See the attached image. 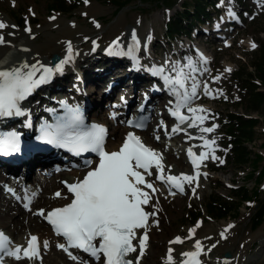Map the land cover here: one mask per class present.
Here are the masks:
<instances>
[{
	"label": "rangeland",
	"instance_id": "1",
	"mask_svg": "<svg viewBox=\"0 0 264 264\" xmlns=\"http://www.w3.org/2000/svg\"><path fill=\"white\" fill-rule=\"evenodd\" d=\"M65 1L67 3L73 1L76 2V0ZM79 1L81 4L76 3V5H79L78 8L66 14H58L53 13L48 9V0H0V20L6 23L8 25L6 29H9L12 34H14L12 44L15 42L18 43L24 38L32 47L41 45L49 40L53 41L58 39L56 40L57 43L61 46L64 45L63 53L57 55L59 61H62L67 56V45L70 42L74 54L73 58L74 56L83 58V55L94 53L95 59L98 58L99 61H102L101 56L103 55V59H106L112 64L114 63V60H111L112 57L106 56L107 54H111H102V50L105 51L106 49H109L111 46L110 43H113L112 40L116 41L118 38L119 40L122 38L125 40L124 46H122L123 48L129 47L132 42V37H129L128 35L135 31L136 38L139 41V49L141 52L145 51V54L147 55V57L144 58V65L141 64L139 69L143 74L145 73L144 70L147 66L146 61H148L145 60L146 58L150 59L152 62L158 61L159 64L163 66H172L173 64L183 65L188 60H191L196 68L202 69L197 55H200L199 53L205 51L204 53L209 58L210 68L212 66V69L210 75L207 74L209 77L206 79L200 78V91H202L203 85L206 83L211 91V96L215 98V102L203 103L195 98L190 104L193 107L206 108L207 111L205 116L207 115L209 119L208 126H216L214 132L217 133L213 135L216 142L213 148L214 152L210 151L209 157L201 168L207 178L201 184L202 187L199 189L192 187L189 191H186L185 189L182 195L176 193H166L165 196L163 195L164 197L180 199V206L178 208L179 211L176 210L173 211L174 213H170V205H167V215H164L165 218L161 223H158L160 217L157 215V210L159 206H162L164 198L160 195L156 200L150 201L149 206L155 211V215L151 217V220H153V222H150L152 229L150 232H147V236L150 239L153 236L152 242L153 238L160 239L162 245L165 246L167 251H169V249L175 244L178 249H182V246L190 244V242L195 239L197 231L201 229H207L208 227L219 228L223 227L224 224H227L226 226L233 225L230 229L231 231L229 230V236H226L225 238V240H227V238L230 237L229 241L231 240L233 243V248H229V250L226 251V253L229 254V258H224V261H229L230 263L233 255L239 251L241 254L238 253L236 256L239 257L240 255L241 260L243 262L246 261L244 264H248L247 260H252L253 254H256L261 247L260 239H264V222L256 229L252 230L251 228L252 212H255L256 210H253L252 208L248 211L241 207L239 214L235 218H228L219 221L208 217L206 215L205 207L210 196L214 195L224 200H228L234 197L232 191L243 184L249 191L257 189V191L260 192V198L264 192V178L260 182H255L254 179L247 180L245 179L244 171H236L227 163V159L225 158L227 152L225 148V139L223 138L224 131L222 128V120L225 114L233 113L246 116L243 110L235 108V102L239 99V92L230 76L234 74L238 66L245 65L251 60L250 54L256 53L258 50L256 40L263 39L264 0H204L205 2H208L207 4H215V9H213L214 11L211 9L213 12L205 25L199 26L196 24V27H198L196 33L193 31L194 29H192L193 32L188 40L185 37L176 39L167 38L165 36V23L169 17L174 16L176 12H183L180 3L189 2V0H180L167 11L162 7H151L149 4L135 1L132 4L123 7L118 13H115L116 8L106 0H88L87 4L85 3V0ZM229 12H231V15ZM228 14L230 15L229 18L232 20L234 19L231 23H227V20L224 18ZM96 24H99L100 27H96ZM26 27L31 29V33L25 31ZM72 28L77 30L76 33L71 37L65 36L69 33L68 30ZM213 28L216 30L214 32L215 39L211 40L209 37H206L205 33L201 35V32ZM150 42L152 44L154 43L152 49H150ZM252 44H255L256 47L252 48ZM207 46L211 47L207 48ZM0 49L2 51L1 55H4L3 58L7 55L11 58L10 54L12 48L9 49V47L6 46L0 47ZM20 54H29L30 57L32 56L29 51H23ZM53 55L56 54H51L48 58L51 60ZM89 57H91V54ZM73 62L72 59V61L66 64V66L74 64ZM49 65V67L52 66L51 64ZM111 66L115 67L114 64ZM149 69H152V67H149ZM225 69H230V71H225ZM207 71H204V74H206ZM121 72L124 74L125 70L122 69L118 71V73ZM72 74V79L75 80V82L72 84L71 82H65L67 88H71V90L73 88L71 95H74L79 91L85 95H92L93 93L90 91V85L85 84L83 86L79 84L77 76H75L74 73ZM217 76H219L220 79L216 80L215 77ZM212 82L218 84L214 83V85L212 84V87ZM149 89H151V87H149ZM260 90L264 92L263 88H260ZM58 98H62L61 93ZM102 110L106 111L104 107ZM251 117L256 118V114H251ZM157 121L158 120H150V124H152L150 130L152 128V134L156 133V138H153L152 136L149 137V140H151L153 144L160 145V147H167V145L181 143L184 136L177 135L175 138L168 139V143L164 145L163 140H161L162 137L160 132L158 131L159 134H157L158 132L156 131L157 128L160 127L159 124H157ZM161 126L164 127L163 132L166 134V132L172 129L174 125L170 124V122L165 119L162 121ZM255 131V140L248 146H252V151L261 155L263 159L261 165H264V141L262 137L264 130L262 126L259 125L256 127ZM157 137H159L162 143H159ZM120 139L121 137L118 138V141ZM184 145H188V142L184 143ZM172 152L168 157L167 155H164L161 150L160 155L163 156L162 161L164 165L172 168L175 174L184 172L185 174L190 175V168L185 164L181 165L179 163L180 160H185L182 154H180V152ZM212 155L218 159L213 160L211 158ZM220 161H223V163ZM184 162H186V160ZM221 168L223 170H221ZM247 170L248 169H246V171ZM259 170L260 167L258 171ZM258 171L255 172V175H257ZM4 185L7 186L8 184L6 183ZM4 185L0 191L4 190ZM193 189H195V192H193ZM17 199V202L20 204L22 197ZM34 208H44L42 210L45 212L51 208V206L43 207L41 204H35ZM17 209H20L23 212L22 215L27 220L33 215V212L24 213L20 206H17ZM192 209H194V212L201 213L202 215V218H199L193 224L188 223V220H186L187 212ZM33 217L35 218V215H33ZM188 218L189 217H187V219ZM198 222L200 227L196 228L194 236L189 240V230L194 228ZM0 231L8 233L7 228H0ZM177 237L185 239L184 242L170 243ZM13 240L14 239L12 238V242ZM165 249L163 252L166 251ZM47 250L48 248H42V258L38 259L34 264H47V261L44 258V254ZM153 252L152 243H149L145 249V253L148 254V256L143 262L139 260V264H159L160 262ZM164 258L165 257L161 259ZM256 259L259 260L254 261L252 264H264V251H262L261 255ZM4 263L9 264V261Z\"/></svg>",
	"mask_w": 264,
	"mask_h": 264
},
{
	"label": "snow or ice",
	"instance_id": "2",
	"mask_svg": "<svg viewBox=\"0 0 264 264\" xmlns=\"http://www.w3.org/2000/svg\"><path fill=\"white\" fill-rule=\"evenodd\" d=\"M87 2L88 0H85L86 4ZM229 14L231 15V12ZM95 26L100 27L99 24ZM6 27L8 25L0 21V30ZM25 31L31 33L29 27H26ZM6 43L4 36L0 35V46ZM251 47L255 48L256 45L252 44ZM138 49L139 41L133 31L132 43L127 53L120 50L119 38L113 41L108 52L117 55L127 54L134 63H138L137 57L133 55ZM23 51H27V49H23ZM67 53V56L53 67L29 65L24 62L19 66L0 70V117L23 115L20 103L32 95L42 84L49 82L54 74L62 73L64 66L72 61L73 52L70 42L67 45ZM199 59L202 63H207L202 55ZM151 71L153 75L161 77L165 87L177 98L171 115L176 118L178 124L172 128V132H179L181 130L179 125L186 122L189 127L202 125L206 116L197 115V113H206L207 110L189 106L200 87L199 82L195 79L198 69L193 62L188 60L186 65L173 64L170 70L165 66H154ZM225 71H230V69H225ZM215 79L218 80L220 77L217 76ZM203 89L205 95L211 96V91L206 83L203 85ZM185 107L192 114L190 117L181 113V109ZM68 112L70 115L64 122L57 124L54 128L51 126L42 128L41 139L47 143L68 148L76 154L86 151L95 152L99 156V163L94 169L88 171L82 180L66 184L67 190L72 196L69 204L48 212L46 216L43 210L37 212L36 215L44 217L55 234L64 239L65 243L58 244L57 247L74 261L79 262V257L74 255L70 249L80 250L97 261L102 256L103 264H139V259L144 255L147 247L149 219L150 216L155 215V212H146L144 206L149 204L152 194L157 191L153 183L146 179V176L153 175L151 169L154 167L158 173L156 179L169 185L170 188L183 192L184 183L192 184L197 180L200 175L198 169L201 163L208 158L209 153L202 151L197 157L191 148L188 149L190 162L193 169L197 170L196 174L165 176L162 165L163 158L160 153L145 146L140 137L134 133L127 134L122 146L117 151L108 152L104 149L106 130L97 125H93L87 130H79L82 125L79 110L71 108L68 109ZM128 123L129 126L137 128L144 126L143 123L133 121ZM215 127V125L200 127V131L211 133ZM214 144V140H204V145L213 152L214 149L211 146ZM18 150L19 138L15 133L0 136V154L7 155ZM211 158L218 159L214 155ZM220 162L223 163V161ZM147 190H151V193ZM170 194L175 193L170 191ZM55 195L59 197L61 193L57 192ZM30 202L31 200L28 198V202L24 204L25 209H29ZM198 227H200L199 222L189 230V239L194 236ZM232 227L233 225L226 226L220 233L221 238H226L225 234ZM139 229H143L144 234L138 237L137 230ZM137 239L139 256L135 258V261L127 259L130 253L137 251V246L133 244V241ZM170 243H183V240L177 237ZM10 245L9 238L0 232V258L5 255L16 260L33 261L39 258L40 246L38 238L34 235L28 238L27 247L16 245L13 248ZM43 246L45 249L48 247L47 241ZM203 252L204 248L201 242L196 240L193 250L182 254L185 259L181 261V264H200L199 256ZM79 264H87V262H79ZM166 264H174L171 248L167 254Z\"/></svg>",
	"mask_w": 264,
	"mask_h": 264
},
{
	"label": "bare ground",
	"instance_id": "3",
	"mask_svg": "<svg viewBox=\"0 0 264 264\" xmlns=\"http://www.w3.org/2000/svg\"><path fill=\"white\" fill-rule=\"evenodd\" d=\"M229 17H230L229 14L224 17L225 20H227V23L231 22L229 21L231 20V18ZM68 31L69 33H67L65 36L71 37L76 33L77 30L72 28ZM215 31H216L215 28H213L211 30L201 32V35L205 33L206 37H209L212 40V39H215L214 38ZM0 35H3L5 41L7 42L5 45L0 46V47L7 46L9 47V49L12 48V52L10 54L11 58H9L8 55L4 57V58H9V59L3 58L4 55L3 56L1 55L2 51L0 49V55H1L0 56V70L9 69L13 66H19L21 63H24V62H26L29 65L37 64V66L43 65L45 67H49L50 66L49 64L51 61L48 57L51 54L61 55L64 50V45L61 46L60 44L57 43L56 40L58 39L53 40V41L49 40L47 42L42 43L41 45L31 47V45L24 38H22L18 43L15 42L14 44H12L13 43L12 39H14L13 38L14 34H12V32L9 29L4 28L3 30H0ZM128 36L132 37V33H129ZM124 41L125 40L123 38L119 40L120 50L123 51L124 53H127L129 47L127 48L122 47L124 46V43H125ZM153 44L152 43L149 44L150 49H152ZM210 47L211 46H207V48H210ZM23 49H27V51H29L32 54V56L30 57L29 54H20L21 52H23ZM204 52L205 51H202L200 55H198V61L201 63V66H202V69L197 68L198 71L195 73V79L198 82L203 78L206 79L207 77H209L210 71L212 69V66L210 68L209 58L206 56ZM105 53H109L108 49H106L105 51L102 50V54H105ZM90 54L92 58L89 57ZM201 55L206 59L207 61L206 64L200 61L199 57ZM106 56L112 57L111 60H114V63L112 64H114L115 67L111 66L112 64H110L109 61H107L106 59H103V55L101 56L102 61H99L98 58L95 59L94 53L83 55V58L74 56L73 58L74 64L70 66L65 65L64 71L62 73L54 74L52 79L49 82L42 84L32 93V95H30L27 99H25L24 101L20 103V108L22 109L24 114L19 115L16 122L22 123L23 121L25 122L27 121L29 122L30 125L33 126L36 120L39 119L40 115L46 118L47 115L45 112L47 108H49L52 105V102L55 101L53 99L58 100L56 96H58L60 93L61 95L66 96L68 101L73 102L74 100H76V102L81 103L83 106L87 108L88 113H90V115L93 117H94L93 113L95 111L96 112L100 111V113H97V115L98 117L101 118L100 120L104 122L105 124H109V119L113 118L112 115H116L114 117L117 118V122H119L120 119L124 117V114L126 110L130 107L131 103L136 101V99L137 101H140L141 98L146 99L148 102L146 104V108L151 106L153 107V109L155 108L156 105H158V108L162 109V106L164 105L165 102H157V103L154 102L158 98H161L162 93L163 95L165 94V96L167 95L168 97H170L173 102V99H172L173 95L170 93L169 90L166 93L159 91L161 93L156 97H152L150 94L145 92L148 89L147 87H149L151 84L156 87L160 86V87L166 88L164 81L161 79L160 76L153 75V77L150 78L146 74H143L141 71L133 72V70L130 68V64L131 63L133 64L134 61L131 57L130 58L127 57V54H124V55H117V54L108 55L107 54ZM135 57H137V59H140V58L147 57V55L145 54V51H142V52L140 51L138 54L135 55ZM146 59L148 60L146 64L149 67L153 68L154 66L156 67L163 66V65H160L158 61L152 62L150 59L148 58ZM186 63L187 62H185L183 65H186ZM136 64L139 66V63H136ZM164 66L167 67L169 70L171 69L170 65H164ZM122 69L125 70V73L124 74L123 72L118 73V71ZM204 71H207V73L204 74ZM72 73H74L75 76H77L79 84L83 86L85 84L90 85L91 87L90 91L93 93L92 95H85V94H82V92L80 91L76 92V94L74 95H71V91H73V88L72 90L71 88H67V85L65 82H71V84L75 82V80L72 79L73 77ZM140 79H142L143 81L142 80L140 81ZM214 83L215 82H212L211 85L212 84L214 85ZM215 84H218V83H215ZM108 90L110 91V93L106 94V91ZM115 91H119L118 95H116L117 99H121L123 97L126 99L124 106L122 108V111L121 109L116 110V111H110L109 109H107L106 111H103L102 110L103 107H108L107 104L110 105L109 103L106 102V99H109ZM124 92H126V95H123ZM195 98H197L199 101L203 103L215 102V98L209 95H205L203 89L202 91H200V87L197 89V95L193 99ZM113 104L118 105L119 104L118 100ZM189 106L192 108H197V107H193L191 104ZM181 112L184 113L185 115H188L189 117L192 115L191 113L188 112L187 107L182 108ZM149 113H151L154 120H158L157 124H159L160 127L157 128V130L155 128V130L157 132L158 131L160 132L161 137H162L161 140H163L164 145L168 143L167 142L168 139L170 140L172 138H175L177 135H183L184 136L183 140H181L180 144L167 145V147L165 146L160 147V145L153 144V142L149 140V137L152 136L154 138L156 136V133L152 134L153 132L152 128L150 130V127L152 124L148 125L147 129L144 132L136 133V134L140 136V139L142 140L143 143L147 142L148 146L151 149H153L154 151L160 154H161V150L163 154L167 155L168 157L171 155L172 151H175V153L180 152V154H182L186 162H184L185 160L179 159L180 160L179 163L181 165L185 164L188 168H190L189 176L195 175L197 170L193 169V166L190 162V158L188 156V149L191 148L194 155H196L197 157L202 151L210 154V149L204 145V140L205 139L209 141L214 140L213 135L217 133V132H214L215 130L211 133H202L200 131V127H209L208 126L209 119L207 115L202 125L198 124V126L196 127H189V124L186 122L184 124L179 125V128L181 129L179 132L174 133L172 132V130H168L166 134H164L163 128L160 125V122L162 123V121L166 119L165 114L160 113L156 115L154 114L152 110H149ZM200 114L205 115L206 113H197V115H200ZM113 120L115 121V119ZM176 126L177 124L175 123L174 127ZM159 132L157 134H159ZM126 133H127V130H124L123 127L116 126L115 129H110V132H109L110 135H108V139L105 143L106 150L108 152L117 151L118 150L117 140L119 137H121L122 139ZM158 140L160 143L161 140L160 139ZM185 141L188 142V145H184V143H186ZM214 146L215 144L212 145L211 147L214 148ZM205 162H206V159L201 163L198 169L200 175L198 176L197 180H195L192 184L184 183L183 185L184 190L186 189V191H189L191 190L192 187L197 188V189L202 187L201 184L207 178L201 169L202 166H204ZM162 165L164 168L165 176L167 175H173V176L188 175V174H185L184 172L175 174L174 170L164 165L163 161H162ZM29 171H30L29 169L26 170L25 165H17L14 168H12V173L8 177L4 173L0 172V189H2V186L4 184L9 183L10 176L14 177V179L20 176L23 177L22 185L17 184V185H12L11 187H8L11 189V192L14 193L13 194L14 197H18L20 195L22 196L21 204H19L17 201H14L13 197L8 195L7 193L4 194L3 190L0 191V228H7L8 233L4 231H0V232L8 236L9 239L11 240L12 238L14 239L10 245L13 248L16 245L27 247L28 238L34 235L38 238L40 242L41 250H42V248L44 247L43 246L44 242L47 240L48 250L44 254V258L47 261V264H75L69 258L63 255V253L61 252L62 251L61 249H58L56 246H54L53 243L57 240L54 237H52L51 234L48 232V229L43 221L44 217L40 215H36L37 212H39L40 210L44 208L42 209L34 208L35 204H41L43 207L51 206V208L60 207L67 201L66 199L67 197L62 192V190L59 187H56L53 185V182H55L56 179L62 173H57L53 171L49 173V177L46 176L43 178L41 171L37 172V170L34 169L31 176L29 175ZM151 171L153 175L146 176V179L149 182L153 183L157 191L154 194H152V199L150 201L156 200V198L160 195L164 198L162 202V206H159L157 210V215L160 217L158 223H161V221H163L165 218L164 215L165 216L167 215V212H166V208L168 207L167 205H170L171 209L169 212L172 213L173 211L178 210L180 206V199L164 197L166 194V188H169L170 191L173 190V188H170L169 185L163 182L158 183L157 182L158 179H156V176L158 174L157 170L153 167ZM72 176L79 177L80 173L78 171L74 172ZM29 184L31 185L33 184L34 187L37 186L39 191L30 189V187L26 188L25 186ZM147 191L151 193V190H147ZM57 192L61 193L59 197L55 195ZM33 194H35V198L32 199V210L29 211V213L33 212V215H35V218L32 215V217L27 220L23 217L22 215L23 212L20 209H17V206H20L22 210L24 211V213L27 212L24 208L23 200L25 199L26 195L33 196ZM144 207H145L146 212H149V213L155 212L153 211L152 208H150L149 204ZM151 217L152 216H150V219H149V226H148L147 232L148 231L150 232V230L152 229L150 222H153V220H151ZM226 225L227 224H224L223 227H219V228L208 227L207 229H201L197 231L195 239H193L190 242V244H188L187 246H182V249H178L176 244L173 245L171 249H172V257H173L174 264H180L181 261L185 259L182 256V254L184 252L192 251L193 245L196 240H199L204 248V252L199 256L200 264H244L246 261L243 262L240 258V255L239 257L236 256V254L240 253L239 251H237V253L233 255L230 263L229 261H224V258H229V257L224 256V254H226V251L229 250V248H233V243L231 242V240L229 241L230 237H228L227 240H225V238H221V235H220V233L223 231ZM230 231H228L229 233L227 232L226 233L227 235L226 234L225 235L229 236ZM143 234H144L143 229L137 230L138 237L142 236ZM152 237L151 239L148 238L147 245L149 243H152L153 250H154L153 253H155V256L158 258V261L160 262L159 264H166L167 254H168L167 249H165V246L162 245V241H160V239L158 238H153V242H152ZM182 240L184 242L185 239H182ZM133 244L137 246V251L134 253H130L128 259L135 261V258L139 256L138 239L134 240ZM260 244H261V247L256 252V254L255 253L253 254L252 260L251 259L247 260L248 264H252L254 263V261L259 260L256 258L261 255L262 251H264V239H260ZM213 245L215 246L213 247ZM164 249L166 251L163 252ZM165 253H166V256H165ZM42 254L43 253L41 251L38 259L42 258ZM147 256L148 254L144 252V255L139 260L143 262ZM163 257L165 258L161 259ZM38 259L29 261L27 259L16 260L12 257H7L4 260H2L1 264H8V263H4L6 261H9V264H34Z\"/></svg>",
	"mask_w": 264,
	"mask_h": 264
},
{
	"label": "trees",
	"instance_id": "4",
	"mask_svg": "<svg viewBox=\"0 0 264 264\" xmlns=\"http://www.w3.org/2000/svg\"><path fill=\"white\" fill-rule=\"evenodd\" d=\"M114 6L115 13H118L123 7L132 4L135 1L146 3L151 7H162L165 11L169 10L180 0H106ZM183 1V0H182ZM193 2V3H189ZM189 2L180 3L183 12H176L174 16L169 17L165 23V36L170 39H176L183 35H189L191 26L201 23L210 16V6L204 0H189ZM79 0L67 3L65 0H48V9L53 13L66 14L78 8ZM20 21V19H19ZM264 33V32H263ZM258 45L257 52L250 54L251 60L231 75L236 89L239 92V99L235 102V108L243 110L246 114L239 115L233 113L225 114L222 122L223 138L225 139V148L227 163L236 171H244L245 179H254L260 182L264 178V165L260 154L252 151L251 145L256 136V127L262 126L264 130V34L262 40H256ZM256 114V118L251 117ZM264 141V132L262 133ZM264 144V143H263ZM260 167V170L258 171ZM246 169H248L246 171ZM250 169V170H249ZM221 170H223L221 168ZM258 171L257 175L255 172ZM261 189V185H260ZM234 199L224 200L217 196H210L205 207L206 215L214 220H225L235 218L240 208L253 210L251 216V228L256 229L264 222V192L260 198V192L257 189L249 191L243 184L233 191ZM187 217H189L187 219ZM202 218L201 213L194 212V209L187 212L186 220L188 223H194Z\"/></svg>",
	"mask_w": 264,
	"mask_h": 264
},
{
	"label": "water",
	"instance_id": "5",
	"mask_svg": "<svg viewBox=\"0 0 264 264\" xmlns=\"http://www.w3.org/2000/svg\"><path fill=\"white\" fill-rule=\"evenodd\" d=\"M52 63V66H54L56 63L59 62V57L57 55H53L52 59L50 60ZM225 257H229V254H224Z\"/></svg>",
	"mask_w": 264,
	"mask_h": 264
}]
</instances>
